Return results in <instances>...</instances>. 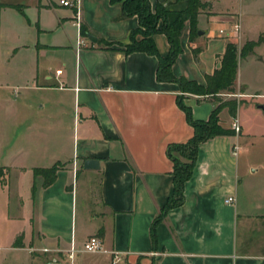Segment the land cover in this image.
Segmentation results:
<instances>
[{
  "label": "crops",
  "instance_id": "obj_1",
  "mask_svg": "<svg viewBox=\"0 0 264 264\" xmlns=\"http://www.w3.org/2000/svg\"><path fill=\"white\" fill-rule=\"evenodd\" d=\"M68 1L76 4L0 0V264L26 251L25 263L12 264H111L112 250L123 253L120 264H264V0H202L197 34L190 41L189 26L182 31L172 73L205 85L234 39L218 29L240 22L234 92L220 101L158 81L154 55L110 50L138 27L118 0ZM165 1L149 0L152 8ZM244 20L258 28L255 37ZM153 40L167 55V37ZM248 41L256 45L242 55ZM178 99L195 120L235 101V116L225 106L219 123L231 129L235 118L240 130L199 145L184 201L155 224L153 239L173 189L167 147L193 135ZM88 158L99 167L84 168ZM56 162L44 186L34 169ZM91 235L104 252L70 259V246Z\"/></svg>",
  "mask_w": 264,
  "mask_h": 264
},
{
  "label": "trees",
  "instance_id": "obj_2",
  "mask_svg": "<svg viewBox=\"0 0 264 264\" xmlns=\"http://www.w3.org/2000/svg\"><path fill=\"white\" fill-rule=\"evenodd\" d=\"M124 16H136L138 27L130 32L126 43H118L120 48L110 50H121L125 54L133 51H142L156 56L158 66L156 69V79L158 81H173L180 85L183 92L194 94H211L216 101L221 99L219 93L234 92V84L237 73L238 48L233 42H228L225 52L221 56L220 65L210 75H206V84L201 85L185 77H176L171 70L177 56L181 53L180 36L185 27V22L189 26V40L197 34V16L207 3L202 0H166L157 3L153 8L149 0H118ZM80 33L83 35L85 29L80 25ZM163 33L169 42L170 49L167 55L161 56L154 43L153 35ZM137 35L141 38L138 39ZM104 45L111 46V43L103 42ZM256 45L254 41L246 42L241 54L246 55L252 51ZM194 58L197 60V49H193ZM178 105L184 110L186 117L193 127V135L184 143H173L167 147V155L173 163V189L166 204L161 208L155 218L151 234L154 239V226L168 212V210L180 206L184 201V187L190 179L197 159L198 147L201 143L220 135H234V130L224 128L219 123V112L227 106L232 116L236 114V102H219L211 111L206 120H195L189 107L178 99ZM60 164L54 163L50 167L35 168L34 175L43 177V185L50 184L56 176V171Z\"/></svg>",
  "mask_w": 264,
  "mask_h": 264
},
{
  "label": "built area",
  "instance_id": "obj_3",
  "mask_svg": "<svg viewBox=\"0 0 264 264\" xmlns=\"http://www.w3.org/2000/svg\"><path fill=\"white\" fill-rule=\"evenodd\" d=\"M60 3L67 6H73L76 3L70 2L68 0H60ZM78 19V18H77ZM76 25L78 26L80 30V23L77 20ZM241 31V25L239 21L232 22L229 26H225L218 29V34L221 36H232V37H238ZM77 46L84 45V39L81 37V33L78 34L77 40H76ZM234 96H240V94H234ZM231 129L234 130L235 134H238L240 130V125L237 121V119H233L231 123ZM238 150V146L235 144L233 146V153L236 154ZM234 201L233 196H228L225 199L226 203H232ZM87 252V253H99L104 252L103 244L101 239L96 235H91L82 245L80 249L74 247L73 245L70 246L68 250V257L72 259L73 255L76 252ZM111 254V264H120L123 260V253L120 251L112 250L110 251Z\"/></svg>",
  "mask_w": 264,
  "mask_h": 264
},
{
  "label": "rangeland",
  "instance_id": "obj_4",
  "mask_svg": "<svg viewBox=\"0 0 264 264\" xmlns=\"http://www.w3.org/2000/svg\"><path fill=\"white\" fill-rule=\"evenodd\" d=\"M243 26H244V28L245 29H247V31L249 32L248 33V36L247 37H250V38H252V37H255V35H256V31H257V29L258 28H256V26H253V25H250V23L247 21V20H244V22H243ZM186 27H188V23L187 22H185V27H184V29L186 28ZM196 28L198 29V25H196ZM239 37H240V34H239V36L238 37H234V39H233V41H231V42H233L236 46H237V48H238V46H239ZM243 37H246V36H243ZM243 42H244V39H243ZM261 48H264V46L263 47H260V49ZM223 93H227V92H223ZM258 113H259V115H258V117H259V120H262V118H263V116H262V113H261V111H258ZM246 115V117L247 118H250V117H252L251 116V113H250V111L248 112V113H246L245 114ZM255 118H257V116H255L254 117V115H253V119H255ZM249 121V120H248ZM257 137V136H256ZM257 138H259V137H257ZM26 253H27V251L26 252H20V253H18L16 256L17 257H13V255H10V257L7 259V264H12L13 263V261H14V259H19L20 260V262L22 263H25V258H26ZM17 261V260H16Z\"/></svg>",
  "mask_w": 264,
  "mask_h": 264
},
{
  "label": "water",
  "instance_id": "obj_5",
  "mask_svg": "<svg viewBox=\"0 0 264 264\" xmlns=\"http://www.w3.org/2000/svg\"><path fill=\"white\" fill-rule=\"evenodd\" d=\"M202 31H198V34H201ZM88 38L95 42L96 41V38L94 36H88ZM83 167L84 168H89V169H92V168H98L99 167V163H98V160L97 159H93V158H88V159H85L83 161ZM54 264V263H53Z\"/></svg>",
  "mask_w": 264,
  "mask_h": 264
}]
</instances>
